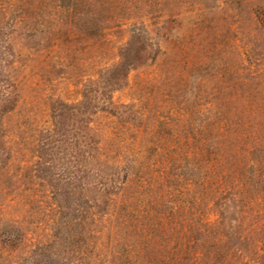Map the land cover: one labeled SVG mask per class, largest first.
<instances>
[{
  "label": "rangeland",
  "instance_id": "obj_1",
  "mask_svg": "<svg viewBox=\"0 0 264 264\" xmlns=\"http://www.w3.org/2000/svg\"><path fill=\"white\" fill-rule=\"evenodd\" d=\"M0 264H264V0H0Z\"/></svg>",
  "mask_w": 264,
  "mask_h": 264
},
{
  "label": "trees",
  "instance_id": "obj_2",
  "mask_svg": "<svg viewBox=\"0 0 264 264\" xmlns=\"http://www.w3.org/2000/svg\"><path fill=\"white\" fill-rule=\"evenodd\" d=\"M261 18V20H262V17H260Z\"/></svg>",
  "mask_w": 264,
  "mask_h": 264
}]
</instances>
